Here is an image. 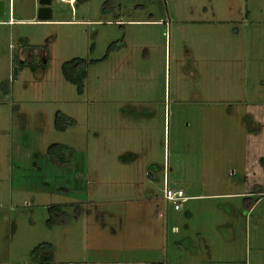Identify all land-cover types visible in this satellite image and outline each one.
<instances>
[{"label":"rangeland","instance_id":"rangeland-1","mask_svg":"<svg viewBox=\"0 0 264 264\" xmlns=\"http://www.w3.org/2000/svg\"><path fill=\"white\" fill-rule=\"evenodd\" d=\"M0 1V264H38L41 243L50 264H184L203 242L214 264H264V197L252 216L242 198H163L165 181L264 190V0H52L46 22L38 0ZM76 58L81 95L61 72ZM51 206L68 216L48 227Z\"/></svg>","mask_w":264,"mask_h":264},{"label":"trees","instance_id":"trees-1","mask_svg":"<svg viewBox=\"0 0 264 264\" xmlns=\"http://www.w3.org/2000/svg\"><path fill=\"white\" fill-rule=\"evenodd\" d=\"M77 2H81L82 0H75ZM97 61H90L89 64H94ZM88 63L83 59H72L62 64L61 72L63 78L70 82L71 84L76 86L77 93L81 95L84 91V80L86 79V71L85 66ZM72 119L65 116L64 114L57 111L54 114V128L57 131H64L66 128L72 125ZM68 148L63 144H51L46 149V154L61 164L67 163L70 157L68 153ZM77 209V208H76ZM47 212L49 214V219L47 221V226L51 227L54 225V219L57 216H61L66 218L65 213L58 206H51L47 208ZM77 214L74 216L78 218L81 213L76 212ZM67 219V218H66ZM65 221V219H64ZM63 221V222H64ZM56 224H59L56 223ZM31 255L34 258V262L38 264H50L53 256V246L49 243H41L36 246Z\"/></svg>","mask_w":264,"mask_h":264},{"label":"crops","instance_id":"crops-1","mask_svg":"<svg viewBox=\"0 0 264 264\" xmlns=\"http://www.w3.org/2000/svg\"><path fill=\"white\" fill-rule=\"evenodd\" d=\"M10 23H15V21H11ZM16 54H17V56H19V58L17 60L20 62V64H22L26 60L31 62L32 59L34 58V56H35L36 60L40 59V52H36L35 54L31 53V52H28L27 54H25L23 50H19ZM16 54L14 55L12 53V55H11L12 57L10 56V59H11L10 65H12L13 61L15 60ZM24 55H25V58H24ZM153 167H155V165H153ZM233 185L234 184H231V185L228 184L227 190L224 189L223 191H218V192H215V193H211L209 195H200V194L196 195V196H194V195H189L188 196L187 195L186 196L187 197L186 202L188 200H194V199H199L200 200L202 198L209 199V200L242 198L243 201H244V205H242V207H243L242 209H244L243 212L245 211L246 216H248V215L252 216L254 211H255V209L257 208V206L260 204V202H262V199L264 197V190H261L260 188L256 189L257 187H254V188H251V190L248 189V190L238 191L237 192L235 190H232V189H234ZM182 209H183V207L181 208V210ZM187 213H189V212H187ZM65 215H66V217L68 216L66 213H65ZM188 215L189 214H187V216ZM216 227H218V226L216 225ZM226 228H227V230L229 232H231V233L233 232L234 228H233L232 224H227ZM248 233H249L248 229L245 228L244 235H246V237L248 236ZM229 244L230 245L227 247L228 250L226 251L227 256H229V258L227 260L232 259V260H236L237 261V259H238V249L235 246V243L231 242ZM203 247H204V250L202 251L201 248H203ZM211 252H212V249L208 245V243H207V245H206V242L200 243V247L199 246L197 248L192 247V250L188 253L189 255H191L190 259L188 258L187 261L185 260L184 264H214L213 263L214 259H212V257H211V255H212ZM195 258H196V260H195ZM201 258L202 259L205 258L206 259V263ZM243 264H249V262L248 261L246 262V260H245V262H243Z\"/></svg>","mask_w":264,"mask_h":264},{"label":"built area","instance_id":"built-area-1","mask_svg":"<svg viewBox=\"0 0 264 264\" xmlns=\"http://www.w3.org/2000/svg\"><path fill=\"white\" fill-rule=\"evenodd\" d=\"M61 2H68V0H59ZM163 198L171 205L174 211L181 210L183 204L186 202L187 197L184 191L180 188H169L166 181L163 183Z\"/></svg>","mask_w":264,"mask_h":264},{"label":"water","instance_id":"water-1","mask_svg":"<svg viewBox=\"0 0 264 264\" xmlns=\"http://www.w3.org/2000/svg\"><path fill=\"white\" fill-rule=\"evenodd\" d=\"M52 0H38L37 22H46L51 18ZM4 13V4L0 1V17Z\"/></svg>","mask_w":264,"mask_h":264},{"label":"clouds","instance_id":"clouds-1","mask_svg":"<svg viewBox=\"0 0 264 264\" xmlns=\"http://www.w3.org/2000/svg\"><path fill=\"white\" fill-rule=\"evenodd\" d=\"M69 1V0H68Z\"/></svg>","mask_w":264,"mask_h":264}]
</instances>
